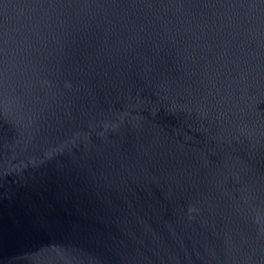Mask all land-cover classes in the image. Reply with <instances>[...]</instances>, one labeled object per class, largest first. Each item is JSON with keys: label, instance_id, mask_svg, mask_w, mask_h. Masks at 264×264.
I'll use <instances>...</instances> for the list:
<instances>
[{"label": "water", "instance_id": "95a60500", "mask_svg": "<svg viewBox=\"0 0 264 264\" xmlns=\"http://www.w3.org/2000/svg\"><path fill=\"white\" fill-rule=\"evenodd\" d=\"M0 264H264V0H0Z\"/></svg>", "mask_w": 264, "mask_h": 264}]
</instances>
